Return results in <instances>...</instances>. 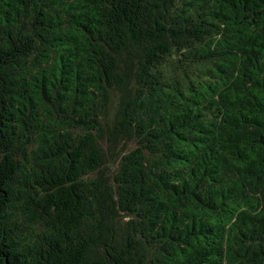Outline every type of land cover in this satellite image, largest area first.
Segmentation results:
<instances>
[{
	"label": "trees",
	"instance_id": "trees-1",
	"mask_svg": "<svg viewBox=\"0 0 264 264\" xmlns=\"http://www.w3.org/2000/svg\"><path fill=\"white\" fill-rule=\"evenodd\" d=\"M0 264H264V0H0Z\"/></svg>",
	"mask_w": 264,
	"mask_h": 264
}]
</instances>
